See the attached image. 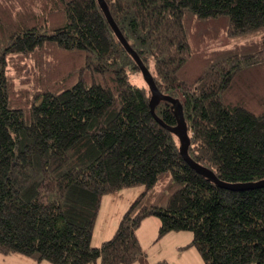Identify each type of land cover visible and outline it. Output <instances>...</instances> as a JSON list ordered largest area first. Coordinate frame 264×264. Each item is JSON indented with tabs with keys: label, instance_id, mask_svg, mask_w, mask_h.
Here are the masks:
<instances>
[{
	"label": "trees",
	"instance_id": "16d2710c",
	"mask_svg": "<svg viewBox=\"0 0 264 264\" xmlns=\"http://www.w3.org/2000/svg\"><path fill=\"white\" fill-rule=\"evenodd\" d=\"M158 90L182 104L189 156L226 183L264 180V0H105ZM140 76L142 85L132 81ZM97 0H0V254L50 264L149 263L136 235L189 231L201 264H264V186L199 174ZM154 113L176 124L168 101ZM142 188L92 244L104 196Z\"/></svg>",
	"mask_w": 264,
	"mask_h": 264
},
{
	"label": "crops",
	"instance_id": "0c3cea01",
	"mask_svg": "<svg viewBox=\"0 0 264 264\" xmlns=\"http://www.w3.org/2000/svg\"><path fill=\"white\" fill-rule=\"evenodd\" d=\"M132 188L123 189L115 194L107 195V198L112 202L117 200H124L122 203L113 206V218L107 222V234L95 237V231H93L92 244L99 245L102 241L108 239L114 232L115 226L122 212L126 209L129 203L135 198V196L142 190V188L136 191H131ZM125 195H128L125 197ZM159 227V220L157 217L151 216L143 220L141 225L136 229V235L139 239L142 249L145 251L147 261L149 263H156L160 260H165L169 264H201V259L197 253L194 255V251L191 253V259L185 258L183 253L190 250L191 246L185 247L190 243L192 235L184 233V231H169L160 238H157V231ZM183 232V233H181ZM156 247V248H155ZM158 248V249H157ZM168 249L172 251L180 252L178 256H172L168 254ZM152 250V251H151ZM186 250V251H185ZM16 257V262H22L24 264H46L36 261L33 258L21 257L13 254L9 255ZM24 256V255H23ZM133 264H140L135 262Z\"/></svg>",
	"mask_w": 264,
	"mask_h": 264
},
{
	"label": "water",
	"instance_id": "95a60500",
	"mask_svg": "<svg viewBox=\"0 0 264 264\" xmlns=\"http://www.w3.org/2000/svg\"><path fill=\"white\" fill-rule=\"evenodd\" d=\"M100 8L102 9L107 22L109 23L111 29L115 33L117 39L122 44V46L125 48L127 53L133 58L136 65L139 68V71L142 75V78L146 85L148 86L150 90V98H149V106L152 114L154 115L155 119L162 124L164 127H166L169 131L174 133L178 139H179V151L185 161L193 168L195 169L199 174L205 176L206 178L210 179L214 183H216L218 186L227 188V189H242V188H249V187H261L264 186V180H260L257 182H249V183H226L221 180H219L213 171L210 169L204 167L203 165L195 162L188 154V147L190 144V139L187 132V125L183 116L182 111V104L180 100L176 97H172L170 95H165L161 93L157 86L155 85V82L153 80V77L151 73L149 72L148 68L145 66L141 58L138 56L136 51L132 49V47L129 45L121 31L119 30L118 26L114 22L108 6L105 2V0H97ZM165 100L168 101L171 104V107L173 109V112L176 117V124L173 126L166 125L155 113L154 108L155 106L161 101Z\"/></svg>",
	"mask_w": 264,
	"mask_h": 264
},
{
	"label": "rangeland",
	"instance_id": "374dc122",
	"mask_svg": "<svg viewBox=\"0 0 264 264\" xmlns=\"http://www.w3.org/2000/svg\"><path fill=\"white\" fill-rule=\"evenodd\" d=\"M259 39H264V30L262 31H255V32H249L245 33L239 36H220L216 38L215 40H206L201 46L203 49H213V48H223V47H232L234 45H239V47L244 48L246 52L249 51H254L256 50V42ZM132 81L135 82L138 85H142V80L140 79V76H133ZM137 187L132 188L131 191H136ZM128 195H125L127 197ZM124 200H117L115 202L110 203V200L107 198V195L103 197L102 202H101V208L99 212V216L97 218L94 231H95V237L97 236H102L107 234L109 231L107 230V222H109L114 216H113V206L116 204L122 203ZM183 233V232H181ZM184 233H188L192 235L191 232L189 231H184ZM183 233V234H184ZM156 248V247H155ZM158 249V248H157ZM152 251V250H151ZM186 251V250H185ZM194 251L195 253H198L197 249L193 246H191L190 250H187L186 252L183 253L185 258L191 259V253ZM168 254L172 256H178L180 252H175L172 251V249H168ZM16 254V253H14ZM13 255V254H10ZM21 257L26 258L25 256L21 254H16ZM200 257V255H199ZM201 259V258H200ZM42 263L50 264L47 261H42ZM0 264H24L22 262H16V257L13 256H3L0 254Z\"/></svg>",
	"mask_w": 264,
	"mask_h": 264
}]
</instances>
